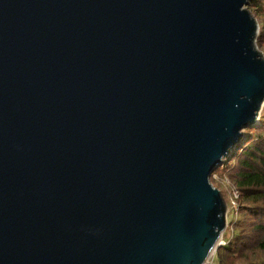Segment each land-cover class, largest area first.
Segmentation results:
<instances>
[{"label": "water", "instance_id": "95a60500", "mask_svg": "<svg viewBox=\"0 0 264 264\" xmlns=\"http://www.w3.org/2000/svg\"><path fill=\"white\" fill-rule=\"evenodd\" d=\"M249 2L0 0V264L212 259L264 107Z\"/></svg>", "mask_w": 264, "mask_h": 264}, {"label": "trees", "instance_id": "16d2710c", "mask_svg": "<svg viewBox=\"0 0 264 264\" xmlns=\"http://www.w3.org/2000/svg\"><path fill=\"white\" fill-rule=\"evenodd\" d=\"M249 10L259 24L256 45L264 54V0H250ZM243 134V141L210 178L216 188L219 183L213 175L230 181L238 194L240 214L228 222L231 238L223 240L225 244L216 250L212 264H264V107L259 125Z\"/></svg>", "mask_w": 264, "mask_h": 264}, {"label": "rangeland", "instance_id": "374dc122", "mask_svg": "<svg viewBox=\"0 0 264 264\" xmlns=\"http://www.w3.org/2000/svg\"><path fill=\"white\" fill-rule=\"evenodd\" d=\"M261 53L263 54V52H261ZM216 170H220V167L217 168ZM212 178L219 183L217 185V187L219 189L218 188L217 189L221 191V193L224 197V200L227 204V222L237 220L240 216V214L238 212L239 211V203L237 201L236 207L233 208V201H232L234 198V192L236 189L234 188V186L230 183V181L226 177H220L219 175L215 174V175H213ZM231 235H232L231 230L226 229L225 232L223 233V237H222L221 241L222 242H223V240L228 241L231 238ZM214 256H215V253L213 254L212 259L210 260L212 263H213Z\"/></svg>", "mask_w": 264, "mask_h": 264}, {"label": "built area", "instance_id": "2783aa9c", "mask_svg": "<svg viewBox=\"0 0 264 264\" xmlns=\"http://www.w3.org/2000/svg\"><path fill=\"white\" fill-rule=\"evenodd\" d=\"M237 199H238V194H237V191L235 190V192H234V198H233V208H235L236 207V202H237ZM220 244H221V246H223L224 245V242H220ZM206 264H212V262L211 261H209L208 263H206Z\"/></svg>", "mask_w": 264, "mask_h": 264}, {"label": "bare ground", "instance_id": "6f19581e", "mask_svg": "<svg viewBox=\"0 0 264 264\" xmlns=\"http://www.w3.org/2000/svg\"><path fill=\"white\" fill-rule=\"evenodd\" d=\"M258 123V122H257Z\"/></svg>", "mask_w": 264, "mask_h": 264}]
</instances>
